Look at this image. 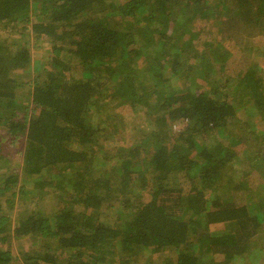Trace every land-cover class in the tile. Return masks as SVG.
<instances>
[{
	"label": "trees",
	"instance_id": "obj_1",
	"mask_svg": "<svg viewBox=\"0 0 264 264\" xmlns=\"http://www.w3.org/2000/svg\"><path fill=\"white\" fill-rule=\"evenodd\" d=\"M241 19L263 33L264 0H0V28L16 32L0 37V264H143L167 247L175 264H237L264 251V198L253 208L236 203L220 181L242 161L233 149L242 138L230 142L225 131L243 121L246 104L264 111V69L250 63L230 88V77L212 81L232 53L222 41L217 49L205 39L211 56L194 55V33L208 29L197 23L213 21L221 36L226 21ZM30 36L50 51L32 71ZM137 109L156 128L121 145ZM211 133L215 148L205 142ZM248 153L253 165L259 153ZM28 176L58 207L13 220L5 208L34 192ZM104 208L118 219L108 224ZM12 238L41 248L19 260Z\"/></svg>",
	"mask_w": 264,
	"mask_h": 264
},
{
	"label": "rangeland",
	"instance_id": "obj_2",
	"mask_svg": "<svg viewBox=\"0 0 264 264\" xmlns=\"http://www.w3.org/2000/svg\"><path fill=\"white\" fill-rule=\"evenodd\" d=\"M197 20V19H196ZM195 20V23H197ZM199 28H208L205 29L204 32H201L198 28L197 32L194 37H197L195 40V43L199 47L198 51H194L195 56L200 57H207L211 56V51L204 45L205 39L210 40L209 43H206L207 46H209L211 43H213V47L217 46L220 48L221 41L222 44L228 47V49L232 52L230 57L227 59L226 62H224V68L223 72L219 74L220 70L217 68H214L215 72L212 73V81L213 79H217V81H224L228 77H230L231 84L230 88H233V86L239 85L236 79L240 78L246 69L250 67V63L255 62L258 63L256 65L259 69H264V32L260 33L258 27L257 29H250L248 26V23L245 21H242V19L236 24V26L230 25L226 21V27L224 29V34L221 36H218V32L216 31L217 27H214L213 21H206L202 20L200 23L196 24ZM11 26V25H10ZM212 28V29H211ZM12 27L10 28H0V37L7 39L11 36V34H14L16 36V32L12 31ZM201 36V37H200ZM230 36L232 38L228 39L227 37ZM200 37V38H199ZM218 38V39H217ZM216 40H219V43L216 42ZM235 40L239 42V48H234L233 44H235ZM215 43V44H214ZM29 49L31 52L32 62L30 63V67L32 68L31 71L36 67L35 61H39V59H43L46 56L48 57L50 54L48 42L46 40L44 41L42 38L41 40L39 38H34L33 36H30L29 41ZM183 46V45H182ZM253 46L252 48H250ZM186 53L184 52V57L181 59V63L184 67V70L188 71L189 73L192 72L189 68L194 66L195 63L191 61V59L187 58ZM216 59L212 61V65L216 66L217 61L215 63ZM39 66V65H38ZM219 68V67H218ZM195 72V71H193ZM211 77V76H207ZM188 78L185 79L180 86L187 85ZM202 84L205 86L206 82H202ZM244 90V89H241ZM221 91V90H220ZM232 98V95H229V99ZM246 114H243L241 116L242 121L240 123L234 124L231 128H229L228 135H226L227 140L231 142V137H240L242 138L243 142L235 145L233 149L235 151L241 150L242 153L239 155H242V161H238L239 163L233 165L232 170L228 171L229 178L225 177L223 180H220L221 184H226L230 186V191L233 194V198L236 201V203L243 204L249 203L250 201V207L253 208L256 206L257 203H260V201L264 198V184L262 185V182H258L257 180L259 178H264V140H260L257 136L264 134V111L260 112L253 104H246ZM244 109V108H243ZM141 109H137L136 111H133L126 115V127L128 136L125 140H121L119 144H132L134 141L137 140V138L141 135L138 132H142L143 130H151L155 129L156 125H153L152 119L143 118L141 113ZM94 118L97 119L96 114L94 115ZM99 118V117H98ZM187 121L184 122H176L174 125H172V134L178 135V132L181 130H184L186 127ZM175 130V131H174ZM6 131L3 127L0 126V139H5ZM231 136V137H230ZM229 137V138H228ZM8 138V137H7ZM225 139V138H224ZM210 148H215L217 145V140H215V134L211 133L210 136H208V140L205 141ZM105 145L108 146H115L114 140H112V137H107L106 141H104ZM247 148V149H244ZM254 152L257 151L259 153V158H256L255 161H252L253 165L249 164V162L246 160L247 157H249L248 150ZM243 150H247L243 152ZM239 153V152H238ZM239 157V158H241ZM22 158V156L17 155L14 156V161L11 166V170H16L17 162ZM18 160V161H17ZM257 164V168L254 167V165ZM254 167V168H252ZM0 170H4V167H0ZM247 173V187L241 188L239 185V179L242 178ZM227 175V176H228ZM21 178V176H20ZM19 178V179H20ZM22 178V181L23 182ZM28 186L29 188H34V192H32L31 195L24 194L23 200L22 198H15L14 199V210L12 213H9L7 211V208H5V214H7L10 218L14 220L15 216L19 214L22 211L26 212H38L40 210L47 209L50 213L56 210L58 207V196L52 195L51 189L46 190L47 188H44V194L40 195L37 191H40L36 184L37 180L35 176H28ZM261 180V179H260ZM262 181V180H261ZM260 183V186H259ZM264 183V182H263ZM250 194V195H249ZM251 196V198L248 199V197ZM105 211V221L108 224L113 223L116 219H118L119 214L115 210H107L104 208ZM213 228V225H212ZM25 241H21L20 239L12 238V242L10 243V251L13 256H18L19 260H21L20 251L27 250V249H40L41 246L37 245L33 240L24 239ZM264 243V239L261 241ZM262 245V244H261ZM5 245H2L4 247ZM6 247V246H5ZM8 247V246H7ZM161 254H152L151 257H148L146 259L142 260L143 264H175L176 259V252L174 249L171 248H165ZM149 256V255H148ZM222 257H218V259H221ZM18 261V260H17ZM237 264H264V251L263 250H257V256L256 255H247V257L242 258L238 260Z\"/></svg>",
	"mask_w": 264,
	"mask_h": 264
}]
</instances>
